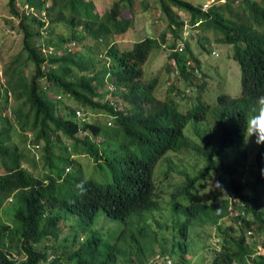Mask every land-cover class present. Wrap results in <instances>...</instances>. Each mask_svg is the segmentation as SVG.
Returning <instances> with one entry per match:
<instances>
[{
  "label": "trees",
  "instance_id": "obj_1",
  "mask_svg": "<svg viewBox=\"0 0 264 264\" xmlns=\"http://www.w3.org/2000/svg\"><path fill=\"white\" fill-rule=\"evenodd\" d=\"M138 1L144 11L153 1L166 29L159 37L150 35L123 49L116 37L134 27ZM8 5L19 20L24 45L0 75V264H147L158 238L150 215L163 209L156 168L168 153L189 151L204 165L197 175H187L188 186L177 196L197 181H205L203 187L214 181L238 197L240 213L231 215L230 199L221 200L220 191L206 202L184 205L174 200V209L185 208L186 214L179 229L182 253L192 247L190 229L196 223L218 225L229 218L234 223L221 231L222 250L214 264H264V254L251 256L246 239L247 231L264 230V143L255 149L246 134V121L264 97V0H212L205 6L190 0H112L103 14L94 0H9ZM21 6L51 20L30 17ZM58 23L66 34L55 42L44 40L42 29L51 36ZM187 28L211 33L216 44L234 47L240 94L223 92L214 103L204 100L209 74L187 40ZM51 47L61 52H44ZM162 47L170 51L166 67L172 74L165 95L158 91L159 78L146 72L152 54ZM188 89L195 95H188ZM11 96L19 103L11 111L13 120L5 114ZM63 96L82 110L70 107L63 113L56 100ZM193 98L196 103L184 108L183 101ZM87 112L111 120L92 122ZM13 130L22 142L13 141ZM61 136L71 142L61 144ZM92 136L104 139L98 143ZM30 142L40 145L38 158L30 157ZM84 153L97 164L100 178H86L81 168L72 170L76 156ZM29 161L42 167L43 174L27 169ZM9 200L13 224L3 220ZM101 211L125 224L109 248L97 233L85 237L86 227ZM141 220L142 238L155 241L150 251L148 243L130 247L125 239L128 225ZM62 225L68 235L61 239L66 230ZM234 225L240 236L232 234ZM43 241L41 250L37 247ZM185 256L177 261L185 262Z\"/></svg>",
  "mask_w": 264,
  "mask_h": 264
},
{
  "label": "rangeland",
  "instance_id": "obj_2",
  "mask_svg": "<svg viewBox=\"0 0 264 264\" xmlns=\"http://www.w3.org/2000/svg\"><path fill=\"white\" fill-rule=\"evenodd\" d=\"M97 5V10L103 14L106 10L111 7L112 0H94ZM196 4H207L212 2V0H190ZM9 0H0V75L4 74V70L9 66V64L14 60V58L22 52L24 45V33L19 27V20L12 16V13L9 8ZM22 0H18V4H21ZM149 10H142V6L139 4V1L136 5L135 24L132 29L126 34L119 35L116 37V40L123 49L132 48L133 44L136 41L144 39L147 36L153 35L159 37L162 31L166 29V25L160 19V11L158 6L150 1ZM22 11L30 16H38L46 22L51 20V17L46 16L45 13L40 15L35 13L33 8L28 6L22 7ZM184 16V13H181ZM53 18V16H52ZM66 29L60 23L53 25V34L50 36L49 33H46V29H42L43 39L44 40H57L59 34H66ZM187 40L190 42L194 48L195 54L202 61V68L209 75L207 77V88L206 92L203 95L204 100L207 103H214L217 100L218 94L227 92L230 94H240L242 91L241 85V70L239 63L233 57L234 47L232 45L217 43L214 42V37L211 33L210 36H207L205 32L198 29L188 30L187 28ZM171 36V35H170ZM202 43L206 48L202 47ZM45 53L51 54L54 52H61L58 48H45ZM170 51L167 47H162L156 50L146 66L147 77L159 78V87L158 91L160 95H165L169 84L172 83L171 77L172 74L168 72L166 67L169 61ZM31 70L28 68L26 73L30 75ZM2 90L5 89L6 77H2ZM183 87V86H182ZM215 90V91H214ZM188 95L194 96L193 90H187ZM56 97V95H55ZM111 98V96L109 97ZM58 107L63 109V113L70 112V107L79 110L80 108L70 99L65 96L57 97ZM196 103V98L193 100H184V108H188L191 105ZM19 104L14 96L9 98L8 111L5 113L8 117L12 119L11 111ZM69 107V108H68ZM82 110V109H80ZM13 120V119H12ZM87 120L89 121H109L111 120L105 114H95L93 112H87ZM13 141L22 142V139L18 133V130H13ZM194 142H197L196 136L193 135V132H189ZM31 137V136H30ZM93 137V136H92ZM250 143L254 146L255 149H258L259 144L256 142L255 136H249ZM96 142H101L104 137H93ZM21 140V141H20ZM61 144L71 142L66 137L61 136L59 138ZM26 143V142H25ZM31 143V144H30ZM30 157L36 155L38 158L41 156L39 150H37L32 142H30ZM59 153V148L57 149ZM189 152L183 153H168L167 157L158 164L155 171V178L159 187V194L162 196L161 202L163 209L161 211L155 210L153 214L150 215L149 222L152 223L153 228L157 231L158 238L155 241L146 242L141 234L140 230L143 227L145 221L131 222L129 224L128 231L130 235L126 237L130 247H136L141 242L149 244V251L152 250L153 246L155 248L154 254L149 256V261L147 264L155 261L162 262L164 259L169 258V264H214L216 256L222 250L223 242V232L222 230L229 228L234 223L231 219L225 218L219 222L218 225H206L202 226L201 224L196 223L190 229V238H192L189 253H182V250L179 247L180 240L183 239L179 235V229L186 220V214L184 213L185 208L174 209L173 203L174 200H179L181 204L187 205L192 201H208L212 197L215 191L223 192V189L217 182H212L211 186L203 187L201 184L205 181H197L195 187H191L189 192H186L183 196H177L178 193L188 186V176H195L200 168L203 167L204 163L202 159L194 154ZM256 151H253L250 156H252ZM167 158H169L167 160ZM41 162V159H38ZM167 160V162H165ZM197 160L198 162L197 164ZM172 164V166L170 165ZM26 168L29 169L35 175L43 174L44 170L42 167L34 166V164L29 161L26 163ZM83 170V173L86 178L97 177L100 178V170L97 167V164L94 160L89 157L88 154L84 153L79 156H76V164L73 166V169ZM250 169L253 170L254 166H250ZM169 172V175L166 176V172ZM251 178V174L248 175ZM253 178V176H252ZM95 179V178H94ZM97 181H102L96 179ZM217 194V192H216ZM222 200V197H220ZM210 202V201H209ZM13 202L9 200L6 204V208L3 212V220L9 224H13L12 219L14 218V211H12ZM236 215V214H233ZM77 220L76 218H74ZM66 229V225H62ZM235 231H233L234 236H240L242 232L237 229L234 225ZM125 229V224L121 220H114L109 218L103 211L100 212L95 223L89 227H86L85 237L91 235L92 233H97L103 239V242L106 248H109L113 243L118 239L121 232ZM133 234V235H132ZM178 234V236H177ZM68 235V229L64 230L61 235V239ZM247 247L253 251L252 257L255 258L259 255L264 254V230L263 231H252L249 233L246 232ZM156 238V237H155ZM46 241L38 245L37 248L44 249V244ZM51 244V242H50ZM102 249L104 247L102 246ZM17 252V251H13ZM130 255V250L129 253ZM186 254L185 262H178L181 255ZM162 255V256H161ZM129 258V257H126ZM53 257L50 258L52 260ZM181 261V259H180ZM123 260L119 261V264H127ZM248 264H252V261L249 260Z\"/></svg>",
  "mask_w": 264,
  "mask_h": 264
},
{
  "label": "clouds",
  "instance_id": "obj_3",
  "mask_svg": "<svg viewBox=\"0 0 264 264\" xmlns=\"http://www.w3.org/2000/svg\"><path fill=\"white\" fill-rule=\"evenodd\" d=\"M246 134L248 136H255L256 142L264 143V97H261L258 100V109L257 113L248 121H246ZM230 199L232 210L231 215L232 216H238L240 213V210H238L237 207L240 205V201L238 197L234 195H230V192L223 191L222 192V199ZM236 214V215H233Z\"/></svg>",
  "mask_w": 264,
  "mask_h": 264
},
{
  "label": "built area",
  "instance_id": "obj_4",
  "mask_svg": "<svg viewBox=\"0 0 264 264\" xmlns=\"http://www.w3.org/2000/svg\"><path fill=\"white\" fill-rule=\"evenodd\" d=\"M34 147L38 150L40 148V145H34ZM249 233H251V232H249Z\"/></svg>",
  "mask_w": 264,
  "mask_h": 264
}]
</instances>
